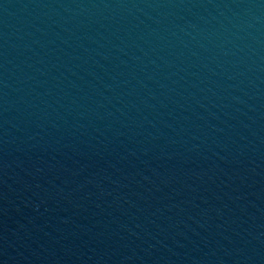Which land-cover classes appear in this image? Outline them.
Wrapping results in <instances>:
<instances>
[{
	"label": "water",
	"instance_id": "water-1",
	"mask_svg": "<svg viewBox=\"0 0 264 264\" xmlns=\"http://www.w3.org/2000/svg\"><path fill=\"white\" fill-rule=\"evenodd\" d=\"M0 264H264V0H0Z\"/></svg>",
	"mask_w": 264,
	"mask_h": 264
}]
</instances>
